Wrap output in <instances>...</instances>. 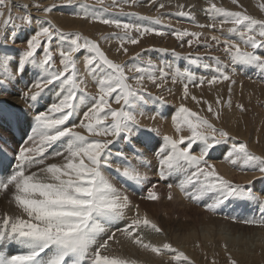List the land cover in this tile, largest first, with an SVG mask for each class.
Returning a JSON list of instances; mask_svg holds the SVG:
<instances>
[{"label":"snow or ice","instance_id":"6c2138e0","mask_svg":"<svg viewBox=\"0 0 264 264\" xmlns=\"http://www.w3.org/2000/svg\"><path fill=\"white\" fill-rule=\"evenodd\" d=\"M122 2L131 7L138 0ZM231 2L242 10L230 11L209 0L205 9L209 23H195L190 12L176 13L193 20L194 26L200 29L223 32L224 26L230 25L226 30L228 36L213 34L210 39L216 46H222L232 67L214 58V67L203 65L210 75L197 76L187 68L161 67L150 59L142 63L139 52L131 64L116 62L97 41L80 33H65L51 20H34L26 5L21 6L24 15L14 17L10 0H0V46H6L9 41L15 43L18 29L31 31L21 53L16 56L0 53V95H8L18 78L32 71L35 78L24 94L29 106L36 108L42 100L49 101L43 110L35 112L31 134H25L13 163L7 170L0 169V193L7 192L11 197L9 203L15 207L13 214L0 217V264H131L110 252V242L121 243L117 232L162 262L167 257L170 264H194L171 243L157 245L146 239V233L163 235V229L147 214L141 215L139 205L130 198L129 189L142 191V200L157 201L160 196L157 184L149 181L148 170L152 166L136 148L133 138L144 135L145 139H151L146 133L160 135L158 128H146L141 123L145 115L142 108L149 102L148 97L162 101V97L152 96L146 82L161 89L169 82H183V99L187 100L190 84L197 87L207 84L211 88L218 82L235 83L232 76L237 65L245 70L253 68L264 77V20L248 14L239 0ZM64 3L73 5L75 0H64ZM95 3L106 10L105 0H95ZM117 6L118 0H112L110 7ZM34 7L42 9L47 16L55 6L43 7L37 3ZM79 7L83 19L123 32V36L116 37L120 42L117 52L123 55H128L125 44H139L146 35H172L181 42L187 37L189 47L200 42L204 35L187 29L167 33L154 27L90 16L86 2ZM158 7L165 5L160 3ZM260 9L264 11V4ZM120 11L123 12V7ZM154 23L162 24V19L157 17ZM133 32L137 35H129ZM56 40L64 45L57 46L59 66L54 58ZM82 56L95 93L89 92V81L80 74L78 61ZM187 59L194 65L199 64L198 58ZM191 99L201 103L196 96ZM203 103L219 120V107L214 111L211 103ZM215 103L220 106V98ZM227 103L231 108V99ZM237 107L245 111L243 105ZM150 119L155 120L156 116ZM172 123L175 134L163 136V145L158 150V179L180 177L177 185L180 191L194 202L203 200L205 210L213 215L228 205L255 206L261 219L240 222L264 226V194L226 179L211 162L210 154L227 146L223 149L226 162L242 172L259 173L261 178H264V156L254 154L247 143L236 142L229 132L217 128L210 119L184 104L179 106ZM54 158L62 160L47 163ZM167 187L171 200L173 184ZM189 188L194 189L192 194L188 193ZM6 247L15 251L5 253ZM229 264L237 262L229 256Z\"/></svg>","mask_w":264,"mask_h":264},{"label":"rangeland","instance_id":"374dc122","mask_svg":"<svg viewBox=\"0 0 264 264\" xmlns=\"http://www.w3.org/2000/svg\"><path fill=\"white\" fill-rule=\"evenodd\" d=\"M29 1L33 3V6L31 8L33 11H31L27 7V10L29 9L31 11L32 18H33V15L38 14L39 16L37 15V18L39 20L38 19H35V20H38L40 22H43L45 20H51L57 27L61 28L65 33H80L82 36L86 38H88L89 36V39L92 38V40L97 41L101 45V48L105 51V53L106 54L108 53L107 55L109 56V58L119 63L131 64L133 62V58L135 57V54L139 52L142 57V61H141L142 63L150 59L154 63H157L158 65H160L161 67H164L166 65H171L173 68H177V67L182 68V69L187 68L193 71L197 76L210 75V73L203 67V65L210 64L214 67L215 66L214 58H219V60L222 61L223 63L229 64V58L223 52L222 46L220 47L216 46L211 41L210 37L213 34L221 36V37L228 36L229 33H227L226 30L227 28L230 27V25H225L224 26L225 30L223 32H221L218 29L217 30H210L208 28L200 29L198 27H195L193 20L189 19L188 17H181V16L176 15V13H178L179 11L190 12L192 16L195 17V23L196 22L197 23L198 22L199 23H209L210 20L205 12V9L209 6V0H202V1L201 0H155L154 3L151 2V0H138L137 4L133 5L132 8H130L128 5L127 7H125L126 4H123L122 0H118L117 7H110L112 0H105V4L103 8L106 10H102L101 6L95 3V0H75L74 6L64 3V0H29ZM83 1H85L89 5V15L90 16L94 14L98 16H104L107 18L110 17V19H117L121 21L122 23H132V24H139V25L147 26V27H154V28L163 30L167 33H170L174 29H180V30L187 29L189 31L203 32L204 35L201 37L200 42L193 43L191 47H189L186 43L188 39L187 37L185 38V42H181V41L175 40V37L172 35H165V36H158V37H156V35H146L140 40L139 44H136V45L125 44L124 46L128 48V55H123L122 53L117 52V49H119L120 47V42L118 39H116V37L124 35L123 32H121L120 30H117L115 28H110L105 25L102 26L101 24L97 22H92L91 20H86V22H89V23H84L87 25V30H82V32L78 31L79 29L77 28V25H81V22H75V20H84L82 16L80 15L81 8L79 7V5L85 3ZM211 2L216 3L217 6L223 7L230 11L242 10L237 5H233L231 0H211ZM37 3L39 4L41 3L43 7H52L53 5L55 7H53V11L51 13L45 16L42 12V9H37L36 7H34V4H37ZM160 3H163L164 5L166 4L165 7L159 8L158 5ZM262 3L264 4V0H239V4L243 5V10H246L248 14L252 15L253 17L257 19L264 20L263 18L264 11H261L260 9V5ZM17 5L18 6L16 8L18 9L19 7L20 11H19V14L16 13L17 15L13 14L14 17L18 15L22 16L24 15V12H25L24 8L21 7V6H24L22 2H18ZM179 5H182L183 8L178 7ZM120 7H123V12L120 11ZM133 13H135V15H133ZM142 15L144 18L142 17L141 19ZM145 16L147 18H145ZM126 17L127 19H125ZM157 17H160L162 19V24L154 23V20ZM197 18L199 19V21ZM132 19L135 22L132 21ZM137 20H139L140 22H138ZM67 24L71 25V27H73L75 31H72V30L69 31L65 29ZM34 27H38V25H34ZM17 31H18V35L16 37L15 43H12L11 41H9V43L6 46L0 47V53L6 52V53H10L12 56H16L18 53H21L24 50V48L26 47L25 40L31 34V31L30 30L20 31L19 29ZM129 35L135 36L137 34L133 32V33H129ZM105 37H108L109 39L105 40ZM172 39L174 40L173 42H171ZM205 44L211 45V47L205 48L204 47ZM58 45L64 46L63 42L59 40H56L53 42L54 58L57 59V66H59L58 64L59 53L57 50ZM104 45H105V48H104ZM115 46L117 49L115 48ZM160 49H166L167 51L162 52V51H159ZM111 50H113V52ZM257 51H262V50H257ZM189 56H191L193 59L198 58L199 64L198 65L192 64L187 59V57ZM79 61H78V68L80 70L81 76H84V78L87 79L89 83L91 84L90 82L91 78L89 75L86 74V65H85V59L83 58V56L79 59ZM229 67L230 68L232 67L231 64H229ZM251 72L253 74L255 73V76ZM85 76H89V77L86 78ZM247 76L250 79H248ZM242 77L244 78L246 77L245 80H243L244 78ZM34 78L35 77L32 71H28L26 72L23 78H18L17 83L9 89L8 95H3V98H2V95H0V100H1L0 101V136L2 138H5L4 140L7 139L8 142L9 141L12 142L17 147V148L13 146L7 147L11 155L17 153L18 148L21 146V141L26 138L25 134L26 133L29 135L31 134V126L33 122V118L30 117L31 112L34 109H35L34 112L39 111V107H42V110H43L44 109L43 106H46L47 102H49L48 99L46 98L42 100L36 108H33V110L31 109L30 111H28V108L30 107L28 104H30V102L26 100L24 94L27 92V88L29 85V84L27 85V83L29 82L32 83ZM263 78L264 77H261V74L257 70L253 71L252 68H248L247 70H245L242 66L237 65L235 69V74L232 76V80L235 81V83H231L229 81H225L223 83L218 82L216 85L211 86V88H209L207 84H205L203 87H197V86L190 84L189 85L190 96L187 100L183 99V82H178L175 84H172L169 82L162 89L155 87L150 82H146V87L148 91L152 93V96L153 97L160 96L162 97V101L153 100L152 97H148L149 102L144 106L151 107L153 112H151V114L149 113L146 118L142 117L141 121L143 122L141 123L146 128L147 127L158 128L160 135L157 136L155 135V133H146L145 135H147L148 137H151V140L146 139V141H145L144 135H139L138 137L133 138V143L135 144L136 148L138 149L140 148L139 150L143 153L146 159V162L147 163L149 162V164H151L152 167L150 170H148V174L153 179L152 183L157 184V190H159L158 193L161 197L157 201L142 200L140 199V196L142 195V193L137 192L136 190H133V189H129V192L131 195L130 197L132 200L134 199L133 203L139 205L140 203L147 202L148 204L154 205L153 207L161 206V209L159 210L160 214H167V212L163 209L165 207H162L161 204H164V203L167 204L168 202L172 204V206H174L173 209H176L177 213L181 212L178 209L187 210L189 212L191 211V214L193 216L195 215L194 217L196 218H200L201 217L200 211H204L206 214L209 215V217L216 216L213 218H217V219L219 216H224L228 219H230L229 217L235 216L238 218L237 221H239V218L241 215L243 216L245 215L247 219H251L254 216V214H255V217L253 218L257 220L261 219V216H260L261 214L258 213L259 211L257 210H256L257 212L255 211L256 209L255 206L251 208L248 207L250 209V212L248 215L245 210L246 208L239 207L241 208L240 211L242 209L243 211L242 213L237 212L238 210L235 205H228L224 207V209L221 210L222 212L219 211L217 214L213 215L212 213H209L205 210L203 206V203H204L203 200H201L198 203V202H194L193 200L189 199V196L181 197L179 195L181 194V192H179L180 189L177 186L180 182V177L178 176L170 177L168 180H163V181L158 179V176L156 174V164H157V158H158V150L160 147L157 146L156 142L154 141V138L158 140L159 138H163V136L165 135L175 134L173 123H172L173 117L172 119H170L169 122H166V119L162 116V114L165 111V108H173L174 106H177L178 107L177 111H178L179 106L181 104H184L186 107L190 108L192 111H196L201 116H204L210 119V121L213 122L217 128H220V129H223L229 132L230 137L235 138L236 142L247 143L249 146V149L254 154L258 156H263V155L256 153L253 147V142H255L259 148H263L262 143L264 142V79ZM230 88H231V93H229ZM23 89H26V90H23ZM168 89H171V92H169ZM88 90L90 93L96 92V88L93 86L91 87L90 85H88ZM10 95H12L13 98H21L22 100L20 99L19 100L22 102V106H20L19 108L13 107L14 103L8 100L9 97H11ZM191 96H196L197 99L201 100V103L197 104L195 101L191 99ZM217 98H220L221 100L220 106H218L215 103ZM229 99H231V108L228 107V103H227ZM203 101H208L209 103H211L214 111H216L217 108L219 107L220 109V119L219 120H216L213 114L207 111V105L204 104ZM238 105H243L245 111L241 112L240 109L237 107ZM237 111H240L241 114H238ZM14 114L17 117L20 114L19 119ZM153 115L156 116L155 120L150 119V117ZM14 118H16L19 123H22V127L19 128L21 138H22L21 141L18 139H15L11 135V132H10V121L11 119H14ZM142 132H143V129H142ZM261 135L263 136V139H261L260 137ZM260 144H262L261 147H260ZM157 147L158 149H156ZM226 147L227 146H221V149L219 151H214L213 153L210 154L211 162L216 165V168L219 171V173L221 175L223 173L224 174L223 176L226 177V179H229L236 184L251 186V188L257 194H262V193L264 194V180H263L264 178L262 179L259 176V173L248 172L251 175L256 174L255 175L256 177L253 176V179L250 178L249 180L248 179L242 180V178H240V175L245 174V172L237 170L238 167L233 166L232 164L230 165V163L228 162L227 164H225L226 163L225 162L226 161L225 152L223 151V149ZM144 149H146L147 151ZM127 150H128L127 146H125V151ZM222 161H223V164H222ZM225 169L229 173L224 171ZM231 173H233V175ZM229 175L232 177H230ZM257 176L259 179H257ZM250 182H251V185H249ZM169 183L173 184V188L171 191H172V196L174 198H172L171 200L168 199L169 190H168L167 185ZM117 186L120 187V184L117 183ZM161 188H164L165 190L163 189L161 190ZM193 192H194V189L192 188L188 189L189 194H192ZM147 209L148 208L145 207V211L149 213ZM173 212H175V214ZM168 213L169 215H172L174 217L176 216V211H168ZM257 215L259 216V219ZM255 225L256 224L254 225L248 224L247 227H250L251 229L259 228V224L256 226ZM260 228L264 229V226L260 225ZM203 249L204 251L208 250L207 248L202 247L201 250ZM228 249L229 250L226 251L225 255H222V256L219 255V257L216 256L217 258L215 257V259L213 260L214 263L213 262L212 263L213 264H229V260L227 259L229 258V256L231 257L230 247H228ZM233 260H235L237 264H239L236 258ZM248 263L251 264V260ZM257 264H264V259L261 258Z\"/></svg>","mask_w":264,"mask_h":264},{"label":"bare ground","instance_id":"6f19581e","mask_svg":"<svg viewBox=\"0 0 264 264\" xmlns=\"http://www.w3.org/2000/svg\"><path fill=\"white\" fill-rule=\"evenodd\" d=\"M18 2H22L23 5H26L31 11H33L31 9L32 6H33V3L30 2L29 0H10V7L12 8V12H13L14 15L16 13L19 14V11H20L19 7H18V9L16 8L18 6L17 5ZM83 2H85V1H83ZM202 4H203V2H202ZM72 6H74V4ZM76 7H78V6H76ZM125 7H127V5ZM130 8H132V6ZM29 9L27 11L31 13V11ZM118 14H119V12H118ZM37 15H33L34 20L35 19H38L37 18ZM142 17H143V15L141 16V19H142ZM39 18H41V17H39ZM145 18H147V17L145 16ZM125 19H127V17ZM84 20H75V22H81V25H77V28L79 29L78 31H80V32H82V30H87V25L84 24V23H89V22H86V19H84ZM132 21H134V20L132 19ZM137 21L140 22L139 20H137ZM198 21H199V19H198ZM65 29H67L69 31L70 30L75 31V29L73 27H71V25H69V24H67V26L65 27ZM156 37H158V36H156ZM88 39H89V36H88ZM90 39H92V38H90ZM173 41L174 40L172 39L171 42H173ZM0 47H2V46H0ZM104 48H105V45H104ZM115 48H116V46H115ZM107 51H108V49H107ZM111 51L113 52V50H111ZM253 71H255V69H253ZM253 75L255 76V73ZM85 77L87 78L89 76H85ZM239 78H241V77H239ZM242 78H244V77H242ZM245 78L243 80H245ZM247 78L250 79L248 76H247ZM256 79H257V77H256ZM237 80H239V79H237ZM245 83H247V82H245ZM28 84H30V82L27 83V85ZM91 84L89 83V85L91 87L92 86L95 87L93 84L92 85ZM26 88H27V86H26ZM23 90H26V89H23ZM10 96L11 97H9L8 100H10L12 103H14V106L13 107L19 108L20 106H22V102L20 101V100H22L21 98H13L12 95H10ZM19 97H21V96H19ZM2 98H3V95H2ZM44 105H45V103H44ZM27 107H29V106H27ZM43 108H45V106H43ZM177 108H178L177 106H174L173 108H165V111H164L165 113L163 112L162 116L166 119V122H169L170 119H172V117L175 116V113L177 111ZM31 109L33 110V108L29 107L28 108V111H30ZM34 110L30 114L31 115L30 116L31 118H34V115L33 114H35V112H36V111L34 112ZM40 110H42V107H39V111ZM142 110L144 111V113H146L143 116V118H146L149 113L151 114V112H153V110L149 106H143ZM26 111H27V109H26ZM237 113L238 114H241L240 111H237ZM141 122H143V121H141ZM257 123H258V121H257ZM20 127H22V123H19V128ZM260 137H261V139H263V136L262 135ZM145 141H146V139H145ZM154 141L156 142L157 146L162 147V145H163V138H159L158 140L154 138ZM262 144H263V148H259L256 145V143L253 142V147H254V150H255L256 153L264 156V142ZM262 144H260V147L262 146ZM1 146H4V145L1 144ZM156 149H158V147ZM144 150H146V149H144ZM61 160H62V158H54L52 160L47 161V163H60ZM217 162H218V160H217ZM222 164H223V161H222ZM225 164H227V162ZM225 168H226V166H225ZM222 170H221V172H222ZM237 170H239V168ZM154 171H155V169H154ZM224 171H226V169ZM226 172H228V171H226ZM231 174L233 175V173H231ZM239 174H241V173H239ZM222 175H224V174L222 173ZM255 175L256 174H254V175L252 174L251 175L250 173H247V174L245 173V174H241L240 175V178H242V180H246V179L249 180L250 178L253 179V176L256 177ZM225 176H226V174H225ZM230 177H232V176H230ZM257 179H259L258 176H257ZM149 181L152 183V179H149ZM255 181H256V179H255ZM243 182H245V181H243ZM253 183H255V182H253ZM245 184H247V183H245ZM249 185H251V184L249 183ZM258 185H260V184H258ZM261 185H263V184H261ZM162 189L165 190L164 188H161V190ZM158 191L159 190H157V192ZM179 192H181V191H179ZM141 193L143 194V192H141ZM179 195L181 197L182 196L183 197H188V195L184 194L183 192H181V194H179ZM10 199H11V197H10V195L7 192L0 193V217H2L5 213H7V214H13L15 212L14 205L11 204V203H9V200ZM133 201H134V199H133ZM138 203H140V202H138ZM161 205H162V207H165L163 209L167 212V214H160L159 213V210L161 209V206H159V207L158 206L153 207L154 205L148 204L147 202H143V203H140L139 204L141 215L147 214V217L150 220L155 221L158 224V226L163 229V233H164L163 235H160V234H157V233H152V232L146 233V239L150 240L152 243L157 244V245L163 244V243H171L173 245V247L178 248L179 250L183 251L194 262V264H213L214 263L213 260L215 259V257L216 256L219 257V255H221V256L222 255H225L226 251L229 250L228 247H230L231 257L233 259L236 258L238 260L239 264H250V263H248V262H250V260H251V264H257L260 261L261 258L264 259V229H261L260 228V225H259V228L260 229L259 228H257V229H251L250 227H247L248 224H244V223L240 222L243 219H247L245 215L243 216V215L240 214L241 216L239 218V221H232V220H230V219H228V218H226L224 216H219L218 219L217 218H213V217H216V216L209 217V215L206 214L204 211H200L201 212V217L200 218H196V217H194L195 215L193 216L191 214V211L189 212L187 210H183V209L180 210V209H178L181 212L177 213V210L176 209H173L174 206H172V204H170L168 202H167V204L164 203V204H161ZM145 207H147L149 209V210L147 209V211L149 213H147L145 211ZM240 209L241 208H237L238 211L236 209L235 210L237 212H241L242 213L243 209L241 211H240ZM245 210H246L247 215H248L249 212H250V209L249 208H246ZM168 211H176V216L174 217L172 215H169ZM255 211H256V209H255ZM173 213L175 214V212H173ZM258 213H260V211ZM253 217H255V214H254ZM257 217L259 219V216L258 215H257ZM214 221H215V223H214ZM120 223L122 224L123 222H120ZM256 225H258V224H256ZM113 231H115V229H113ZM116 237H117V239H119L121 241V243L115 244V243L110 242V252H111L112 255H115V256H118V257H122V258H126L127 260H129L131 262V264H170V262L168 261L167 257H165L164 260H163V262H162L159 258L155 257L154 254H152L150 252H146V251L138 248L137 246H135V245L127 242L126 240H124V238L120 236V233L119 232L116 233ZM225 246H226L227 249H225ZM202 247L207 248L208 250L207 251H204V249L201 250ZM236 247H238V248H236ZM9 251H13L14 252L15 249L14 248L11 249V250L8 249L7 252H9ZM212 251H213V253H212ZM227 260H229V258Z\"/></svg>","mask_w":264,"mask_h":264}]
</instances>
